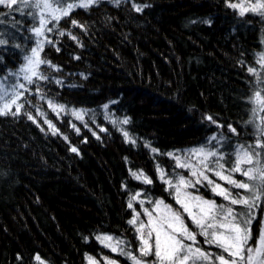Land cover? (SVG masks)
<instances>
[{
	"label": "trees",
	"instance_id": "16d2710c",
	"mask_svg": "<svg viewBox=\"0 0 264 264\" xmlns=\"http://www.w3.org/2000/svg\"><path fill=\"white\" fill-rule=\"evenodd\" d=\"M135 3L147 7L136 12L132 0H120L119 6L115 0H100L46 25L52 31L44 32L39 58L55 66H39L49 77L38 81L46 99L30 85L33 92L25 95L31 103L24 105L21 114L0 116V264H39L36 255L44 264H89L88 257L97 264H107L106 257L116 264H132L96 237L111 236L110 243L121 240V247L138 256L139 234L128 223L133 209L146 223L149 216L143 212L148 209L151 223L165 228L155 210V202L163 201L158 208L179 214L189 230L198 233L182 209L181 197L228 204L206 182L182 187L177 194L159 178L157 165L174 183L179 176L195 180L167 154L183 158L188 149L223 135L226 141L220 151L229 153L227 168L238 144L255 142V123L262 113L255 123H247L253 119L254 107L247 100L256 90L255 77L247 68H260L264 16L251 11L241 16L225 0ZM23 11L21 15L0 6V39L7 41L0 45V78L17 72L25 53L35 47L31 29L38 20L28 14L29 9ZM73 19L84 29L73 26ZM48 99L64 105V110L53 111ZM207 116L225 127L218 128ZM125 118L126 125L120 123ZM229 124L239 135L228 131ZM124 131L129 134L127 140ZM131 172H142L152 183L133 178ZM206 174L247 195L211 172ZM233 176L245 179L239 173ZM136 193L140 195L134 200ZM263 205L254 209L257 216L262 215ZM232 207L246 212L243 206ZM252 231L255 237L257 230L252 227ZM197 241V246L221 253L205 244L203 236L197 235Z\"/></svg>",
	"mask_w": 264,
	"mask_h": 264
},
{
	"label": "snow or ice",
	"instance_id": "6c2138e0",
	"mask_svg": "<svg viewBox=\"0 0 264 264\" xmlns=\"http://www.w3.org/2000/svg\"><path fill=\"white\" fill-rule=\"evenodd\" d=\"M100 0H0V6L7 7L10 10H16L24 14V9H29V15L34 20H38V26L31 29L37 37L43 36L44 31L51 32V28H46V25L52 21L57 23L62 17L69 16L74 8H84L96 5ZM119 6L120 0H115ZM226 6L234 10H239V14L244 16L247 12L251 11L260 16H264V0H241L239 3H233L231 0H225ZM147 5H139L132 0V8L136 12H142ZM34 10V11H33ZM2 23V21H0ZM75 27H80L82 30L84 26L78 21L73 19L71 21ZM60 35H65L60 32ZM72 39H76L71 33H68ZM51 43V41H48ZM7 41L0 39V45L6 44ZM37 47L31 48V55L25 53V63L21 65L17 72H9L7 76L0 78V116H18L26 103H31L25 93L32 94L33 89L29 88L30 85L34 86L35 93L40 95L42 100L46 99L43 91L38 83L41 80H48L49 77L39 71L41 64H47L50 67V61L41 60L38 56V51L42 47L41 41L37 40ZM19 47V45H17ZM79 59V57H76ZM243 63V62H241ZM257 63L260 65L259 70L256 67H248L247 72L255 77L256 90L253 95L248 98L247 102L254 105L252 108L253 119L247 121L248 124L255 123V117L264 112V53L260 54ZM59 70V69H56ZM8 77L13 79L9 81ZM23 81V82H21ZM57 84L61 81L57 80ZM53 111H63L64 105H58L53 100L46 101ZM36 107V105H33ZM13 108L15 109L13 111ZM107 108V105H105ZM39 115H44L43 112L37 108ZM29 120L36 122L33 115L24 112ZM77 118L80 113H74ZM211 123L216 124L218 128L225 127L218 124L211 116L205 117ZM49 127L53 125L45 120ZM115 124L116 121H113ZM120 123L128 124L129 120L125 118ZM39 126V125H38ZM227 129L234 135H239L237 129L231 124L227 125ZM43 131V129H41ZM105 129H101L104 131ZM77 131H79L77 129ZM256 139L252 144L244 145L238 144L235 151L231 153L234 160L231 159L229 166L225 167V156H228L227 151L221 152L220 148L224 147L226 137L220 135L217 137L213 135L210 137L208 144L200 147L188 149L183 158L175 153H168L176 161V166L185 168L190 172L191 178L186 179L184 176H179L178 180L174 183L172 179L167 178V174L157 165L160 171V179L174 188L177 194L181 192L182 187H194L196 184H204L210 187L211 191L216 196H221L228 204H217L215 200L204 199L203 197H192V199L199 202L201 205L197 215L189 212V217L200 231L197 233L195 229L189 230V227L180 220L177 213H173L174 220L178 222V227L174 223L168 224V230H163L160 224H152V213L148 209H144L143 214L149 216V221L146 223L140 221L141 213L133 209V218L128 221L130 225L135 227L136 232L139 234L140 247L139 255L127 251L121 247L123 241L116 240L115 243L111 236H97L105 247L111 248L113 252H119L120 255L128 257L132 264H264V220H257L254 209L259 207L264 202V153L260 150L264 149V117H261L259 123H255ZM126 140L129 139L127 131L123 132ZM215 141V144L212 142ZM135 143V140H130ZM145 147L151 148L153 153L158 152L156 148L146 144ZM76 152V148H72ZM195 156L196 160L193 162L192 157ZM211 172L214 176L224 180L226 184L231 185L234 189L243 190L247 195H242L241 192H233L231 189L222 186L220 183L212 180L206 173ZM239 173L245 177L244 180H237L233 174ZM133 178L141 180L143 183L151 184L152 180L144 175L142 172H131ZM140 193L133 196L135 200ZM151 202V201H149ZM156 206L159 207L163 201H156ZM179 203V200H178ZM243 206L248 211L241 212L232 206ZM187 211V205H182ZM130 209L133 204H128ZM168 206L165 205V208ZM170 211V209H169ZM253 221H257L258 231L253 236L252 225ZM147 229V232L144 230ZM153 233H155L153 237ZM197 235L204 237V243L221 250V253L209 252L199 246ZM151 241V242H150ZM191 241V243H187ZM227 254V256L224 255ZM152 256L153 260H146L144 257ZM17 259H22L20 256ZM35 260L39 264H44V261L39 255L35 256ZM89 264H97L92 258L88 257ZM107 264H116L115 261L105 258Z\"/></svg>",
	"mask_w": 264,
	"mask_h": 264
},
{
	"label": "rangeland",
	"instance_id": "374dc122",
	"mask_svg": "<svg viewBox=\"0 0 264 264\" xmlns=\"http://www.w3.org/2000/svg\"><path fill=\"white\" fill-rule=\"evenodd\" d=\"M45 32V31H44ZM34 36H35V34H34ZM44 33H43V36H41V37H37V36H35V39H36V42H37V40H40L41 41V45H43V42H44ZM35 47H37V43L35 44ZM41 49V48H40ZM29 55H31V53L29 54ZM40 55V50L38 51V56ZM24 63H25V61H24ZM9 79V81H11L13 78L11 77V78H8ZM0 107H2V102H0ZM262 113V117H264V112H261ZM192 160H193V162H195V160H196V157L195 156H193L192 157ZM231 186V185H230ZM182 198V201H181V204L182 205H187V211H185V208L182 206V209L184 210V212L187 214V216L189 217V212H191L193 215H197V213L199 212V210H200V207H201V205L199 204V202L198 201H196V200H194V199H192V197H190V196H183V197H181ZM228 203V202H227ZM261 210H262V215H260V216H257L256 215V217H257V220H264V205L263 206H261V208H260ZM156 210V212L157 211H159V213H160V215L158 214V216H159V218H161V220L163 219V224H164V226H165V228H163V230H168V224L169 223H174V224H176V226L178 227L179 225H178V222H176L175 220H174V217H173V213H171V212H166V211H163L162 209H160V208H158L157 207V209H155ZM244 210H246V211H248L247 210V208H245L244 207ZM256 214V213H255ZM190 218V217H189ZM190 220L192 221V219L190 218ZM193 222V221H192ZM193 225L196 227V225L193 223ZM252 227L255 229V230H257L258 231V227H257V221H253V225H252ZM167 228V229H166ZM197 228V227H196ZM198 230L200 231V229L198 228ZM187 243H191V241H188ZM111 249V248H110ZM225 256H227V254L225 253ZM128 258V257H127Z\"/></svg>",
	"mask_w": 264,
	"mask_h": 264
}]
</instances>
